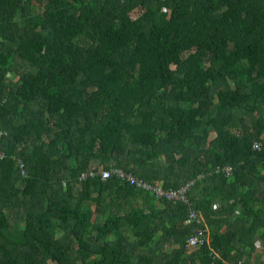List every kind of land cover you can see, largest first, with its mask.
I'll list each match as a JSON object with an SVG mask.
<instances>
[{"label": "trees", "instance_id": "trees-1", "mask_svg": "<svg viewBox=\"0 0 264 264\" xmlns=\"http://www.w3.org/2000/svg\"><path fill=\"white\" fill-rule=\"evenodd\" d=\"M263 135L264 0H0V264H224L264 229ZM115 167L192 181L209 242L183 202L79 178Z\"/></svg>", "mask_w": 264, "mask_h": 264}, {"label": "built area", "instance_id": "built-area-1", "mask_svg": "<svg viewBox=\"0 0 264 264\" xmlns=\"http://www.w3.org/2000/svg\"><path fill=\"white\" fill-rule=\"evenodd\" d=\"M253 147L260 148V143L254 142ZM0 155H2V153ZM18 161L20 165H22L19 159ZM220 169L221 168L217 167L215 171H219ZM222 169L229 171L230 167L225 166ZM96 176H99L103 180L112 176H116L138 189L153 194V196L157 200L183 202L187 204L188 212H187V217L184 220V223L193 224L195 226L194 230L188 236L187 246L195 248L203 245L204 243L209 242V234L206 228V224L205 222H203L204 221L203 215L201 214L200 211H197V209L193 207L192 202L189 200V197L187 196V190L190 187L192 181H189L186 184L181 185L177 188L165 187L161 182L151 183L149 181L144 180L143 178L134 175L132 172L125 171L122 168H116V167L110 169H100V170L90 169L88 171L87 170L82 171L80 173L79 178L85 179L87 177H96ZM201 223H203V225H201ZM210 254H212L213 257V261L210 264H217L215 262V259L218 257V254L215 251H212Z\"/></svg>", "mask_w": 264, "mask_h": 264}, {"label": "crops", "instance_id": "crops-1", "mask_svg": "<svg viewBox=\"0 0 264 264\" xmlns=\"http://www.w3.org/2000/svg\"><path fill=\"white\" fill-rule=\"evenodd\" d=\"M161 207V206H159ZM221 208L220 202H216L214 209L219 210ZM217 218H221L219 215ZM222 219V218H221ZM206 228L208 229L207 225ZM227 229L226 223L220 228V231H225ZM255 239L251 242V236L249 235L246 241L243 243L238 240L239 236H236V239L239 245L232 250L230 258L224 260V264H264V229L259 226L254 232ZM253 236V237H254ZM165 250H171L172 248L177 247V244L168 243L164 244ZM171 245V246H170ZM169 247V248H168ZM171 248V249H170ZM191 248L188 247L187 252L189 253Z\"/></svg>", "mask_w": 264, "mask_h": 264}, {"label": "rangeland", "instance_id": "rangeland-1", "mask_svg": "<svg viewBox=\"0 0 264 264\" xmlns=\"http://www.w3.org/2000/svg\"><path fill=\"white\" fill-rule=\"evenodd\" d=\"M137 13H138V11H134V12H132L131 14H132V16H136L137 15ZM263 137H264V135H263ZM208 230V229H207ZM189 248H191L192 249V247H189ZM171 249V248H170ZM50 264H54V263H50Z\"/></svg>", "mask_w": 264, "mask_h": 264}]
</instances>
